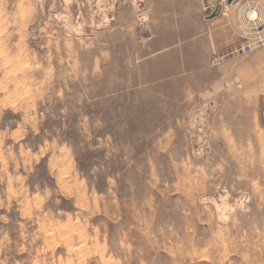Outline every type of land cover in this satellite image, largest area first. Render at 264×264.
I'll use <instances>...</instances> for the list:
<instances>
[{
	"label": "rangeland",
	"instance_id": "374dc122",
	"mask_svg": "<svg viewBox=\"0 0 264 264\" xmlns=\"http://www.w3.org/2000/svg\"><path fill=\"white\" fill-rule=\"evenodd\" d=\"M214 6L0 0V264H264V93Z\"/></svg>",
	"mask_w": 264,
	"mask_h": 264
},
{
	"label": "crops",
	"instance_id": "0c3cea01",
	"mask_svg": "<svg viewBox=\"0 0 264 264\" xmlns=\"http://www.w3.org/2000/svg\"><path fill=\"white\" fill-rule=\"evenodd\" d=\"M207 12L206 42L219 58L222 74L248 87L253 93H264V0H202ZM215 17H210L217 12ZM254 12L257 16L252 17ZM247 50V47H249Z\"/></svg>",
	"mask_w": 264,
	"mask_h": 264
},
{
	"label": "water",
	"instance_id": "95a60500",
	"mask_svg": "<svg viewBox=\"0 0 264 264\" xmlns=\"http://www.w3.org/2000/svg\"><path fill=\"white\" fill-rule=\"evenodd\" d=\"M218 12H219V9L217 10V12L213 13L210 17H211V18H212V17H215V16L218 14Z\"/></svg>",
	"mask_w": 264,
	"mask_h": 264
},
{
	"label": "built area",
	"instance_id": "2783aa9c",
	"mask_svg": "<svg viewBox=\"0 0 264 264\" xmlns=\"http://www.w3.org/2000/svg\"><path fill=\"white\" fill-rule=\"evenodd\" d=\"M251 16H252V17H255V16H254V12L251 14ZM249 48H250V46L247 47V50H249Z\"/></svg>",
	"mask_w": 264,
	"mask_h": 264
},
{
	"label": "bare ground",
	"instance_id": "6f19581e",
	"mask_svg": "<svg viewBox=\"0 0 264 264\" xmlns=\"http://www.w3.org/2000/svg\"><path fill=\"white\" fill-rule=\"evenodd\" d=\"M255 16H257V15L255 14Z\"/></svg>",
	"mask_w": 264,
	"mask_h": 264
}]
</instances>
